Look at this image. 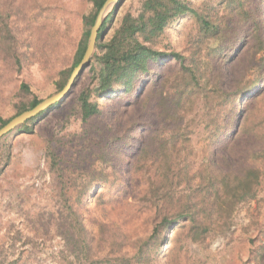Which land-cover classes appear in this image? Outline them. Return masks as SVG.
<instances>
[{
	"label": "rangeland",
	"instance_id": "obj_1",
	"mask_svg": "<svg viewBox=\"0 0 264 264\" xmlns=\"http://www.w3.org/2000/svg\"><path fill=\"white\" fill-rule=\"evenodd\" d=\"M254 1L264 12V0ZM202 2L193 0L195 6ZM0 7L14 37L6 41L0 35V118L11 120L23 103L41 102L61 90L56 88L59 74L73 64L83 17L93 6L90 0H0ZM140 8L141 0H125L106 24L111 27L109 37L123 15L138 14ZM193 23L190 16L176 20L156 47L185 49L195 31ZM263 54L252 49L246 60L253 63ZM175 66L168 60L152 64L150 73L137 80V91L94 96L102 113L83 121L77 100L90 85L87 70L67 99L41 117L33 132L6 136L0 143V264H90L76 249L79 231H69L80 220L92 231L94 259L126 256L127 262L132 261L152 231L158 197L152 192L157 174L152 159L133 163L158 115L159 90L148 92L162 72L172 81ZM23 82L29 92L22 90ZM168 86L172 88V82ZM204 112L200 102L190 117ZM245 127L234 146L244 153L264 128V96L248 107ZM183 185L182 178L178 191ZM225 208L220 224L198 233V239L189 228L176 227L168 245L156 253L159 261L264 264V178L253 197L228 201Z\"/></svg>",
	"mask_w": 264,
	"mask_h": 264
},
{
	"label": "trees",
	"instance_id": "obj_2",
	"mask_svg": "<svg viewBox=\"0 0 264 264\" xmlns=\"http://www.w3.org/2000/svg\"><path fill=\"white\" fill-rule=\"evenodd\" d=\"M105 1L90 0L93 9L83 17V34L73 64L60 72L57 89L65 86L80 62L91 27ZM256 2L203 0L195 6L193 0H141L138 14L123 15L110 37L111 27L106 24L113 21L121 4L102 25L87 69L90 85L77 100L83 121L102 113L94 96L114 97L137 91V80L142 74L150 73L152 64L168 60L176 66L172 81L165 72L152 80L148 93L158 89L161 95L157 102L158 115L133 161L137 164L152 159L157 171L151 182L153 195L158 196L152 231L141 241L132 261L127 262L126 256L94 259L92 231L80 220L77 228L71 226L69 231H79L76 249L90 264L98 260L104 264H162L157 254L168 245L166 242L176 227L189 228L190 234L198 239V233L220 224L228 201H244L255 195L256 187L264 178V128L261 134L254 135L256 144L246 153L235 150L234 146L246 131L248 107L264 96V54L255 57L253 63L246 60L252 49L257 54L264 53V12ZM186 16L193 17L195 27L187 47L183 50L157 48L156 43L166 29ZM0 30L2 39L14 38L1 7ZM169 82L173 87L165 88ZM21 87L29 92L26 83ZM39 102L34 99L28 105L23 103L16 115ZM200 102H204L206 112L191 118V112ZM61 104L12 132H33L41 117ZM8 121L0 118V128ZM182 178L184 185L178 191L177 183Z\"/></svg>",
	"mask_w": 264,
	"mask_h": 264
},
{
	"label": "water",
	"instance_id": "obj_3",
	"mask_svg": "<svg viewBox=\"0 0 264 264\" xmlns=\"http://www.w3.org/2000/svg\"><path fill=\"white\" fill-rule=\"evenodd\" d=\"M123 0H106L99 10L96 20L91 27L90 34L88 37V42L84 54L80 62L73 68L72 73L65 84V86L57 93L50 95L49 97L43 99L36 106L28 109L21 114L15 116L10 121H8L4 126L0 128V140L5 135L9 134L22 124L26 123L28 120L38 116L40 113L46 111L56 104L63 103L67 97L70 95L72 90L77 84L79 78L85 73V71L90 66L91 60L96 51V44L98 40L99 31L107 20L109 15L116 9ZM105 34L103 35L104 38Z\"/></svg>",
	"mask_w": 264,
	"mask_h": 264
}]
</instances>
